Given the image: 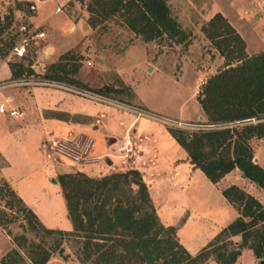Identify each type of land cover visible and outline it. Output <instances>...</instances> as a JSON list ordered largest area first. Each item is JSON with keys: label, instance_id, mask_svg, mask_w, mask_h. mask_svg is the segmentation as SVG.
Masks as SVG:
<instances>
[{"label": "rangeland", "instance_id": "obj_1", "mask_svg": "<svg viewBox=\"0 0 264 264\" xmlns=\"http://www.w3.org/2000/svg\"><path fill=\"white\" fill-rule=\"evenodd\" d=\"M65 2L42 0L33 23L30 22L33 13L28 12L27 4L11 2L0 5L1 77L7 75L9 64H22L33 72L30 76L21 75L5 80L10 84L30 78L27 86L0 89V103L8 100L5 105L20 111L22 116L21 119H12L15 123L8 124L6 135L3 130L0 131V152H6L4 154L7 156L3 159L0 155V261L7 256L9 264H30L27 258L32 244L48 252L46 264H84L86 259L81 235L48 236L29 231L26 221L17 211L16 198L44 228L71 232L60 189V177L81 173L88 178L100 179L120 172L113 170L116 166L112 167L111 162L114 165L122 164L123 160L133 158V152H137L132 142L134 134L131 130L124 132L129 123H133L136 137L141 133L142 137L155 133L152 139L164 150V155L157 157V163L164 166L169 164L170 168L177 167L182 171L188 168L186 154L181 152V147L176 146L173 139L175 143H165L170 136L167 130L174 128L190 133L215 127L206 125L197 100L205 82L220 72L226 62L201 32V27L206 24L202 19L219 13L227 23L231 21L235 24L245 41L244 52L251 56L260 53L261 40L264 39V0H165L170 17L184 37L179 44L164 36L143 42L129 30L119 14L106 18L92 15L96 23L90 29L87 24L89 14L86 12L90 0ZM56 6L60 13H53ZM15 9L20 12L15 13ZM64 15L72 24L66 25ZM49 17L50 32L41 23ZM21 26L28 31L43 32L45 37L30 41L26 56L15 59L10 56L8 48L17 45L25 36L24 32L17 29ZM71 37L77 40L74 45H66L64 50H67L63 53H71L76 60L74 64L77 72L71 76L75 84H61L83 92V96L34 85L38 80L47 81L42 78L44 71L57 61L53 60V51L48 49L46 52L48 44L53 43L54 48L56 45L58 49L68 41L72 43ZM122 89L127 95H117L111 91ZM196 103L199 111L195 109ZM56 110L85 112L98 118L92 119L90 127L83 133V137L92 142L86 156L88 140H77L76 128H73L72 135L65 137L70 127L66 124L59 126L58 123L50 127L51 123L46 122L50 116L47 111ZM39 118L43 121H39ZM175 119H184L188 123ZM250 120L255 122L250 123ZM67 121L72 122L74 118ZM257 121L248 119L242 125H255ZM118 124L123 129H119ZM104 126L108 127L115 142L109 144L112 138L103 131ZM47 133L53 134V140L40 144L39 135L45 137ZM125 133L132 147L128 157L116 153ZM254 144L256 141L252 140L251 146ZM44 148L50 154L61 155L63 158L60 163L53 164L50 159H45ZM256 155L259 164L264 167V145L258 148ZM194 169L187 184L194 191L188 200L189 205L184 207L185 196L175 191L171 199H163L161 207V211L167 214V218L162 217L161 222L175 224L176 228H170L174 229L177 242L192 257L235 219V212L223 201L221 189L229 185L238 188L245 185L236 173L229 174L214 185L198 169ZM3 175L11 180V184L8 179L2 178ZM132 189L135 193L136 188ZM253 193L264 209V191L256 189ZM21 236L25 238V243L18 247L11 238ZM239 243L240 238L237 236L223 240L218 246L226 244V251L236 250ZM13 251L18 255H14ZM40 252L37 250L34 253ZM238 252L234 264H257L259 261L249 250L238 249ZM197 264H217L216 255L209 254Z\"/></svg>", "mask_w": 264, "mask_h": 264}, {"label": "trees", "instance_id": "obj_2", "mask_svg": "<svg viewBox=\"0 0 264 264\" xmlns=\"http://www.w3.org/2000/svg\"><path fill=\"white\" fill-rule=\"evenodd\" d=\"M86 12L90 29L96 23L92 15L106 18L119 14L143 42L164 36L179 44L184 39L169 15L165 0H90ZM201 32L226 61L223 69L205 82L197 100L206 125L215 127L190 133L174 128L167 131L185 152L189 164L210 183L216 184L236 169L243 179L264 191V171L253 163L251 148L252 140H264V124L242 125L248 119L264 118V52L246 56L242 39L218 13L201 27ZM75 62L74 56L65 52L48 66L42 78L75 84L71 78L77 72ZM8 69L11 78L33 75L22 64H9ZM111 91L127 95L123 89ZM59 183L71 232L44 228L19 198H16L17 211L29 231L36 234L81 235L84 264H197L209 254L216 255L217 264H234L238 249L249 250L255 259L264 260V209L256 199L235 186L222 190L221 195L232 207L237 205L234 209L238 217L192 257L177 242L174 229L164 228L158 221L136 170L111 173L100 179L81 173L68 174L61 176ZM237 236L240 243L236 250L226 251V244L218 246L223 240ZM11 241L22 247L25 238L12 237ZM33 245L28 262L46 264L48 252ZM37 250L41 252L34 253ZM13 254L18 255L15 251ZM6 258L0 264H9Z\"/></svg>", "mask_w": 264, "mask_h": 264}, {"label": "crops", "instance_id": "obj_3", "mask_svg": "<svg viewBox=\"0 0 264 264\" xmlns=\"http://www.w3.org/2000/svg\"><path fill=\"white\" fill-rule=\"evenodd\" d=\"M11 2H16V3H20V4H27V5H29L31 2H34V0H0V5H1V3H5L7 5V4L11 3ZM66 2H68V0H66ZM65 3L63 5H65ZM40 5H42V3L36 4L37 9H39L38 7ZM63 5H62V7H63ZM57 8L59 9V7L56 6L54 8V10L57 9ZM37 9H36V11H37ZM14 12L15 13H17V12L19 13L20 11L18 9H15ZM53 13H54V11H53ZM58 13H60V11ZM213 15H215V14H212L206 20H204V19H202V20L205 21V22H207ZM36 19H37V16H36V12H35L30 17V22L33 23V21L36 20ZM49 19H50V17L42 20L41 23L43 24L42 27L45 26L46 28L49 29V32H50L51 27L49 25ZM64 20H65V23H66L67 26L69 24H72V23H70L69 19H67V17L65 15H64ZM260 20L261 19H259L258 21H260ZM237 23L238 22L236 20V24ZM228 24L239 35V37L242 39V41L245 43L242 35L239 33L238 28L235 26V24H233L231 21H228ZM66 29H67V27H66ZM76 40L77 39L72 38V43H70L68 41L67 43H65L64 47H61V48H58V49L56 48V45H55V48H54V44L53 43L50 44V45L48 44V46L46 47V52H48V49H50V51H53L54 52L53 60H56L64 51L67 50V49L64 50L65 46L66 45H74V43L76 42ZM261 41H262V43H261L262 44L261 45L262 48H261V50L259 52H264V39L261 40ZM246 54L248 56H251L250 53H247L246 52ZM6 79H12L11 78V74H10L9 71L7 72V75L5 77L4 76L1 77V74H0V83L1 82H5ZM7 101L8 100H4L3 103H0V105H2L7 110H12L11 108H8L5 105V104H8ZM198 108L199 107H198V104H197L196 105V108H195L196 111H199ZM17 112L20 113V111H17ZM47 112L50 113V116L47 118L49 120H47L46 117H43V118L46 119V122H50L51 123L50 124L51 125L50 127H54L55 125H57V123L59 124V126H61L63 124H66V126L67 127H70L71 129L69 130V132L67 133V136H65V137H68V134L69 135H72L73 134L72 131L74 130L73 128H76L77 131H76L75 134H77L76 135L77 140L83 139V138L85 140H88L85 137H83V133L86 131L87 128L90 127L89 126V122L92 119L93 120L94 119L95 120H98V118L95 115H88L85 112H75V111H72V110H66V111L56 110V111H47ZM0 117H2V119L0 120V131L3 130V132H4L5 135H6V131H7L6 128L8 127V124L15 123L14 120H12V119H21L22 118L21 114L19 116L15 117V118H7V117L1 116V115H0ZM71 118H74V121H72V122L71 121H67L66 122L67 119L68 120H71ZM38 120L39 121H43L40 118ZM174 121H179V122L181 121V122H184V123H188L184 119H177V120L175 119ZM117 127L119 129H123L122 128L123 126L120 125V124H118ZM133 127H134L133 126V123H129L127 125V127L125 128L124 132H126L127 130H129V131L131 130L132 134H134V136H132V142H133L134 147H135V149H136L137 152H133V158L128 159L129 160V161L127 160L128 162L125 161V160H123L121 157H120L121 160H123V163L122 164L114 165V163L111 162L112 167H115L116 166V168H114L113 170L116 169V171L125 172V171L131 170V169H135L136 171H138L139 174L141 175L142 181H143V183H144V185L146 187V190H147L149 199H150V201H151V203L153 205V208H154L155 214H156V216L158 218V221L160 222V224L164 228H167V227L176 228V227H174V225H175L174 223L168 224L166 222H161V220H162L161 218L162 217L167 218V214H165L164 212L161 211V207H162V204H163L162 201H163V199H165V200L171 199L172 198V195H174V192L177 191V193L183 194L185 196L184 207L187 206L186 204L189 205V201L188 200H189L191 194L194 191L187 184H188V181H189L188 180L189 179V176L192 173H194L192 171H194L195 169L189 164L186 155H185V157H186V160L188 162V168H185L186 169L185 171H182V169H178L177 167H171L170 168L169 164H168V166H164L161 163H157L156 162L157 161V157H160L161 158L164 155V150H161L158 147L159 146L158 142L156 140H153L152 139L153 136L155 135V133L149 134V136H146V137H142V133H141L139 136L136 137V133L137 132H136V130L133 129ZM103 131L105 133H107V135L110 136V138H112V139L114 138L113 135H111V133L109 132L107 126H104ZM55 134H57V136L58 135L59 136L61 135L60 133H55ZM53 137L54 136H53L52 133H47L45 135V137L39 135V140H40L39 142H40V144H43L44 141H46V140H51L52 141L53 140ZM114 142H115V140H114ZM173 142L174 141L172 140V138L170 136H168L166 138V140H165V143H173ZM175 145L177 146L176 143H175ZM261 145H264V140L257 141L256 142V145L254 144L252 146V161H253L254 164L258 165L264 171V167H262L259 164V162L257 160V155H256V152H257L258 148ZM51 147L53 148V146H51ZM91 147H92V142L88 140V148L85 151V156L88 153L87 150L89 148H91ZM171 148L173 149L174 147L171 146ZM43 151H44V157H45V159H47V158L50 159L53 164L60 163V160L63 158L59 154H54L53 155V154L48 153L45 148L43 149ZM181 152H184V151H182V149H181ZM4 153H6V152H3V151L0 152V155L2 156L3 159L7 158V156ZM74 159H72V161H74L76 163H79L77 160H74ZM118 169H121V170H118ZM233 173H236L239 176V178L245 184L241 188H238V187L237 188L239 190L243 191L245 194H247V195L253 197L254 199H256V196L254 195L253 192H256V189L257 188H254L255 186L253 184H251L247 180L243 179L241 177V175H240V172L238 170H236V169H234L230 173L226 174L216 184H218L220 181H222L224 178H226L229 174H233ZM2 178L4 180H7L8 179V182L11 184V180L6 175H3ZM185 179H187V180L185 181ZM230 186H233V185H229V186L221 189V191L224 190V189H226V188H228V187H230ZM223 201L227 205H229L225 201L224 198H223ZM229 206L233 209V211L235 212V218H237L238 217V214H237L236 210L231 205H229ZM172 216H173V214H172ZM65 232H68V230H66ZM175 237H176V234H175ZM199 251H200V249H199Z\"/></svg>", "mask_w": 264, "mask_h": 264}, {"label": "built area", "instance_id": "obj_4", "mask_svg": "<svg viewBox=\"0 0 264 264\" xmlns=\"http://www.w3.org/2000/svg\"><path fill=\"white\" fill-rule=\"evenodd\" d=\"M42 2V0H34V2H31L28 6H27V10L29 13H35L36 12V4ZM59 9H55L54 13H58ZM22 32L25 33V36L20 40V42L13 46L10 50V56L12 58L15 59H22L26 56V48L28 46V44L30 43V41L33 40H41L44 39L45 35L43 32H36L35 30L33 31H28L26 30L23 26H21L19 28ZM30 79V78H28ZM28 79H24L21 81H13L12 83L8 84L6 82H3L2 84H0V89L7 87V86H27L28 85ZM34 85H39V86H46V87H51V88H56V89H60L63 91H67V92H71V93H75L77 95H81L83 96V92H79L78 90H76L75 88H71L68 87L66 85H63L61 83H57V82H52V81H36V83H33ZM0 115L1 116H5L7 118H15L17 116L20 115V113H18L17 111L14 110H7L5 109L2 105H0ZM137 116H140L139 113H137ZM255 121H251L250 123H254ZM257 123H263L264 124V118L260 119L257 121ZM132 152V147L130 144V140L128 138V135L125 133V135L122 138L121 141V145L117 147L116 149V153L118 154H122L123 157H128Z\"/></svg>", "mask_w": 264, "mask_h": 264}, {"label": "water", "instance_id": "obj_5", "mask_svg": "<svg viewBox=\"0 0 264 264\" xmlns=\"http://www.w3.org/2000/svg\"><path fill=\"white\" fill-rule=\"evenodd\" d=\"M108 142H109V144H110V143L114 142V140H113V139H110ZM257 264H264V260H259V261L257 262Z\"/></svg>", "mask_w": 264, "mask_h": 264}]
</instances>
